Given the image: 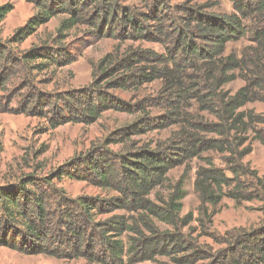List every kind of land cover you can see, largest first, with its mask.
<instances>
[{"label": "trees", "instance_id": "obj_1", "mask_svg": "<svg viewBox=\"0 0 264 264\" xmlns=\"http://www.w3.org/2000/svg\"><path fill=\"white\" fill-rule=\"evenodd\" d=\"M120 1L30 0L37 12L6 42L0 41L4 113L43 118L50 129L70 122L93 125L109 110L141 111L114 92L139 91L157 82L165 109L164 115L146 114L120 128L48 178L31 175L0 185V247L61 260L83 258L89 264L156 263L159 257L175 264H264V177L246 162L253 141L264 148V113L245 109L264 104V0H230L231 14L182 6L178 10L186 15L179 20L167 0H141L147 11ZM13 11V4L0 5V24ZM58 16L63 18L52 38L55 46L18 47ZM80 26L117 42L92 64L93 82L62 94L38 90L34 72L74 62L59 46ZM249 33L250 45L226 53L230 43ZM144 43L161 46L163 53ZM238 80L242 87L227 89ZM173 126L177 129L171 136L156 145L133 140ZM112 146H123V151ZM2 150L0 138V154ZM177 168L184 171L173 181L169 174ZM193 169L200 200L197 218L192 212L183 215ZM65 177L107 195L69 198L53 183ZM225 198L237 206L259 202L263 220L224 234L213 231ZM201 238L221 247L205 245Z\"/></svg>", "mask_w": 264, "mask_h": 264}, {"label": "rangeland", "instance_id": "obj_2", "mask_svg": "<svg viewBox=\"0 0 264 264\" xmlns=\"http://www.w3.org/2000/svg\"><path fill=\"white\" fill-rule=\"evenodd\" d=\"M174 18L180 19L185 12H179L182 6L197 8L207 7L206 13L231 14L233 5L230 0H167ZM122 6H134L139 10L147 11L146 5L141 0H121ZM13 4L14 11L10 13L5 21L0 24L1 42H6L13 36L15 31L24 26L26 22L37 12V9L30 0H0V5ZM213 5V6H212ZM211 6V7H209ZM63 16L54 18L49 24L41 27L36 35L26 39L20 47L27 50L32 46L46 43L55 46L52 38L56 34ZM246 25H251L246 20ZM252 33L238 42L230 43L226 53H240L245 47L251 44ZM116 40L112 38H97L87 26H80L68 33V38L59 47L65 50L74 62L63 68H51L49 71L33 73L38 90L47 94H62L74 89L88 87L94 80L92 75V64L99 62L109 54L115 45ZM132 42H127L130 45ZM144 48H150L163 53L161 46L153 43L142 44ZM244 85L243 81L227 86V89L235 92ZM161 83L157 82L141 88L139 91H116L114 95L127 103L138 105L141 111L135 114L122 113L117 110H109L102 114L101 118L93 125L70 122L59 126L57 129H50L49 123L40 117L28 115H16L4 113L0 110V138L3 142V150L0 154V185L16 183L20 179L34 175L44 179L50 177L60 167L68 164L74 157L85 154L93 146L101 144L108 136L120 128L132 124L138 118L149 115L158 117L165 114L164 105L159 99ZM12 94V93H11ZM61 105V104H60ZM246 110L255 109L264 113L263 103H252L245 107ZM177 126L165 130H152L147 134L136 135L134 141L142 144L164 142L167 140ZM253 153L246 158L253 168L258 170L264 177V148L257 141L252 142ZM114 151L122 152L123 146H112ZM193 168H196L198 161H193ZM217 165H222L218 160ZM184 168H177L170 172L169 177L173 181L182 175ZM55 187L63 188L69 198L76 199L81 196H106L107 192L91 186L84 181H78L65 177L62 180L53 182ZM195 170L190 173L186 181L185 189L187 196L184 200L183 215L189 212L199 217L200 200L195 191ZM259 202H245L237 206L229 198H225L220 205V212L214 217L213 231L220 234L234 228H251L258 226L263 220ZM192 226L196 229L198 223ZM167 229L165 225H160ZM197 235V234H196ZM195 235V236H196ZM201 243L211 245L215 249L221 246L214 245L209 238H201ZM175 264L169 258L159 257L156 263L144 262L140 264ZM0 264H89L85 259L61 260L44 254H26L24 251L13 250L7 247H0ZM98 264V263H97Z\"/></svg>", "mask_w": 264, "mask_h": 264}]
</instances>
